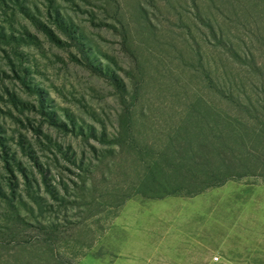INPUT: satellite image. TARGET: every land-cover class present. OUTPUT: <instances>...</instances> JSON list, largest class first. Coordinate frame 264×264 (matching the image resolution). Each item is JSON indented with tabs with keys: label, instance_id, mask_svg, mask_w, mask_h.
I'll use <instances>...</instances> for the list:
<instances>
[{
	"label": "rangeland",
	"instance_id": "1",
	"mask_svg": "<svg viewBox=\"0 0 264 264\" xmlns=\"http://www.w3.org/2000/svg\"><path fill=\"white\" fill-rule=\"evenodd\" d=\"M181 127L227 179L137 193ZM256 213L264 0H0V264H239Z\"/></svg>",
	"mask_w": 264,
	"mask_h": 264
},
{
	"label": "trees",
	"instance_id": "2",
	"mask_svg": "<svg viewBox=\"0 0 264 264\" xmlns=\"http://www.w3.org/2000/svg\"><path fill=\"white\" fill-rule=\"evenodd\" d=\"M65 30H67V28H65ZM83 55L86 58L84 53ZM89 65L93 70L97 71V73L109 76L93 65ZM110 78L115 80V76L113 75ZM139 89V84L135 81L133 99L138 98ZM207 116V112L202 114L187 113L186 119L189 120L193 117H199L198 119L201 118L204 120ZM176 132V136L170 139L161 149L157 150L156 153H152L149 161L146 162L144 174L140 182L141 186L137 188V193L151 198L172 195L177 193L180 189H186L187 187H185L183 183H186L188 179H192L195 183V181H198L199 177L202 176L200 172L201 169L196 168V171L191 172L190 167L195 165L193 164L194 160L199 162L197 159H202V157L206 156L203 152L207 147L206 133L202 130L197 131L196 129H184L182 127ZM223 177L224 176L218 178L216 174L212 176L210 180L201 177L200 180L202 181L196 184L198 186L193 188V191L198 193L208 187L221 184L227 179Z\"/></svg>",
	"mask_w": 264,
	"mask_h": 264
},
{
	"label": "crops",
	"instance_id": "3",
	"mask_svg": "<svg viewBox=\"0 0 264 264\" xmlns=\"http://www.w3.org/2000/svg\"><path fill=\"white\" fill-rule=\"evenodd\" d=\"M253 221L252 230L242 228L238 230L239 264H264V213L254 214ZM244 253L252 259L243 260L240 255Z\"/></svg>",
	"mask_w": 264,
	"mask_h": 264
}]
</instances>
